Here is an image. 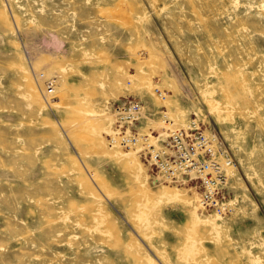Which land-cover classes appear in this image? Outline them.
I'll use <instances>...</instances> for the list:
<instances>
[{"label": "rangeland", "instance_id": "obj_1", "mask_svg": "<svg viewBox=\"0 0 264 264\" xmlns=\"http://www.w3.org/2000/svg\"><path fill=\"white\" fill-rule=\"evenodd\" d=\"M123 98L128 132L194 118L231 152L218 232L109 143ZM0 264H264V0H0Z\"/></svg>", "mask_w": 264, "mask_h": 264}, {"label": "built area", "instance_id": "obj_2", "mask_svg": "<svg viewBox=\"0 0 264 264\" xmlns=\"http://www.w3.org/2000/svg\"><path fill=\"white\" fill-rule=\"evenodd\" d=\"M161 94L158 88H155ZM117 130L108 136L109 143L135 148L147 156L157 174L163 178L187 176L194 180L197 204L208 214L224 215L231 207L229 199V171L234 169L231 152L214 131L201 126L194 118L187 125L169 130L166 137L156 133L152 142L147 135L128 132L137 122L141 103L133 98H123L115 106ZM162 121L168 117L162 111Z\"/></svg>", "mask_w": 264, "mask_h": 264}, {"label": "bare ground", "instance_id": "obj_3", "mask_svg": "<svg viewBox=\"0 0 264 264\" xmlns=\"http://www.w3.org/2000/svg\"><path fill=\"white\" fill-rule=\"evenodd\" d=\"M150 81V80H149ZM148 82V81H147ZM150 85V82H148V85L147 86H149ZM36 96V98H39V95L38 94H35ZM213 104V103H212ZM212 104H210V109H217L218 107L216 106V105H212ZM142 107V106H141ZM164 114L167 116L168 114L166 113V111H164ZM168 117V116H167ZM161 121V123H163V121H162V119L160 120ZM167 124L168 125H173L174 124V122L172 121V119H170V120H168V122H167ZM162 127H164L163 125H162ZM161 127V128H162ZM175 129V128H174ZM117 131V130H116ZM116 131H114V133L116 132ZM113 133V134H114ZM163 133H166L165 131H163ZM118 142H116L115 144H112V145H119V144H117ZM129 153H124V155H128ZM233 171H234V169H231L230 171H229V175H230V180H231V177H232V174H233ZM175 193V192H174ZM174 195V194H173ZM174 196H176V195H174ZM173 198V197H172ZM175 198V197H174ZM177 199V198H176ZM185 200V199H184ZM197 200V199H196ZM191 201V200H190ZM189 200H186V204L187 205H191L192 206V214H193V217H194V222L196 223V224H202V225H204V226H206V227H208L210 230H213V231H215V232H218V228H219V224L217 223V221H216V218H220V215H217L216 217H211V218H201V217H198V215L195 213L196 211H195V209H196V206H197V203H196V206L194 205V204H192L191 202H190ZM226 203H228L229 204V206L231 207V203H230V200L228 199L227 201H226ZM211 214H213V213H211ZM216 214H214V216H215ZM210 216V215H209ZM194 223V224H195Z\"/></svg>", "mask_w": 264, "mask_h": 264}]
</instances>
